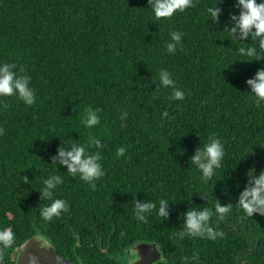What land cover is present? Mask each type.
Masks as SVG:
<instances>
[{"label":"trees","instance_id":"obj_1","mask_svg":"<svg viewBox=\"0 0 264 264\" xmlns=\"http://www.w3.org/2000/svg\"><path fill=\"white\" fill-rule=\"evenodd\" d=\"M241 10L238 0H191L156 18L151 0H0V63L28 75L34 93L31 105L0 96V229L14 234L0 264H17L16 245L38 233L75 264H128L124 251L142 241L161 250L154 264H264V215L239 207L264 170V102L246 83L264 68V49L251 30L230 33ZM250 46L258 58L239 51ZM89 107L99 122L85 127ZM210 134L224 151L205 178L191 157ZM76 144L100 154L103 175L92 182L60 163L58 149ZM53 175L61 182L44 196ZM55 198L66 208L43 218ZM160 198L166 217L153 208L136 219V203ZM217 201L230 206L209 220L223 236L177 235L186 210L214 211Z\"/></svg>","mask_w":264,"mask_h":264},{"label":"clouds","instance_id":"obj_2","mask_svg":"<svg viewBox=\"0 0 264 264\" xmlns=\"http://www.w3.org/2000/svg\"><path fill=\"white\" fill-rule=\"evenodd\" d=\"M241 6L239 18L235 19V24L232 25L230 33H234L239 28L242 36L249 35L250 30L255 39L259 37V47L264 49V0H238ZM191 4V0H151L152 13L156 18L169 17L175 11H183ZM218 8H209L207 13L215 20L217 18ZM172 41L180 39V33L172 31L170 33ZM173 43L167 44V50L173 51ZM246 57L250 58L254 55L258 58V53L254 47L247 49L241 47L239 49ZM15 66L10 63H0V96H11L16 94L25 104L31 105L34 101V93L29 86L28 75L18 74V71H13ZM161 83L165 86H172L174 81L170 78L166 70H161L159 74ZM246 83L251 88V93L254 96V103L264 102V68L258 69L254 77L248 78ZM183 91L178 88L172 89L173 99H182ZM85 127H91L99 122L97 110L92 108L85 109V114L81 118ZM125 151L124 147H118L116 155L119 156ZM223 145L218 137L209 135L208 142L204 144L203 149H197L196 153L191 157L199 169L202 170V175L208 178L213 173L214 167H219L220 158L223 156ZM58 155L61 157L60 163L67 166L69 173L75 175L79 173L80 178L84 181L92 182L95 178L103 175L101 164L99 163V152L88 154L82 144L71 146L67 151L64 148L58 149ZM61 182L60 176L53 175L44 181L42 195L52 197V189ZM94 186V185H93ZM166 199L160 198L157 204L148 201L136 203L134 216L139 221L145 220L144 213L156 208L157 215L166 217L168 215L166 207ZM213 208H202L197 210L191 208L184 213L185 219L183 230L178 233V236H199L207 237L215 240L218 236H223V232L213 228L209 223L210 218L215 214L217 219H222L224 214L230 207L227 204L221 205L218 201L214 203ZM239 207L247 216H252L253 213L264 215V170L258 175L252 177L250 186H246L239 194ZM66 208V204L62 199L55 198L45 205L41 210V215L45 219H51L53 216H59L61 210ZM13 232L8 229H0V245L7 248L13 242ZM158 246V245H157ZM163 257V256H162ZM187 260V257L183 258ZM192 259H195L193 256ZM159 261V260H158ZM157 262V261H156ZM155 262V263H156Z\"/></svg>","mask_w":264,"mask_h":264},{"label":"water","instance_id":"obj_3","mask_svg":"<svg viewBox=\"0 0 264 264\" xmlns=\"http://www.w3.org/2000/svg\"><path fill=\"white\" fill-rule=\"evenodd\" d=\"M17 264H75L61 256L49 239L42 233L35 234L14 248ZM130 264H147L162 258L155 242H138L128 249ZM148 256V257H147Z\"/></svg>","mask_w":264,"mask_h":264},{"label":"flooded vegetation","instance_id":"obj_4","mask_svg":"<svg viewBox=\"0 0 264 264\" xmlns=\"http://www.w3.org/2000/svg\"><path fill=\"white\" fill-rule=\"evenodd\" d=\"M136 243H138V242H136ZM136 243H134V244H136ZM133 244V245H134ZM129 249V248H128ZM127 250V249H126ZM124 251L125 253H124V256H126V259L128 260V264H130V262H129V260H130V257H129V255H128V250L127 251ZM148 257V256H147ZM155 263V261L154 262H148L147 264H154Z\"/></svg>","mask_w":264,"mask_h":264},{"label":"rangeland","instance_id":"obj_5","mask_svg":"<svg viewBox=\"0 0 264 264\" xmlns=\"http://www.w3.org/2000/svg\"><path fill=\"white\" fill-rule=\"evenodd\" d=\"M15 254H16V252H15ZM16 256H17V254H16Z\"/></svg>","mask_w":264,"mask_h":264}]
</instances>
